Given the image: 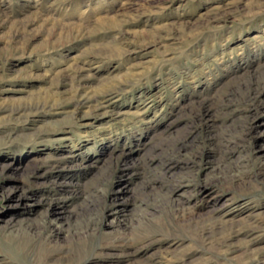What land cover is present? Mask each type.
<instances>
[{
	"label": "rangeland",
	"instance_id": "obj_1",
	"mask_svg": "<svg viewBox=\"0 0 264 264\" xmlns=\"http://www.w3.org/2000/svg\"><path fill=\"white\" fill-rule=\"evenodd\" d=\"M0 264H264V0H0Z\"/></svg>",
	"mask_w": 264,
	"mask_h": 264
}]
</instances>
